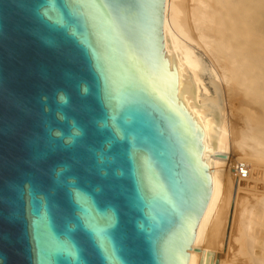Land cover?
<instances>
[{
  "label": "water",
  "instance_id": "95a60500",
  "mask_svg": "<svg viewBox=\"0 0 264 264\" xmlns=\"http://www.w3.org/2000/svg\"><path fill=\"white\" fill-rule=\"evenodd\" d=\"M163 37L164 0H0V264H188L210 189Z\"/></svg>",
  "mask_w": 264,
  "mask_h": 264
},
{
  "label": "bare ground",
  "instance_id": "6f19581e",
  "mask_svg": "<svg viewBox=\"0 0 264 264\" xmlns=\"http://www.w3.org/2000/svg\"><path fill=\"white\" fill-rule=\"evenodd\" d=\"M163 50L210 189L188 264H264V0H164Z\"/></svg>",
  "mask_w": 264,
  "mask_h": 264
},
{
  "label": "built area",
  "instance_id": "2783aa9c",
  "mask_svg": "<svg viewBox=\"0 0 264 264\" xmlns=\"http://www.w3.org/2000/svg\"><path fill=\"white\" fill-rule=\"evenodd\" d=\"M237 174L239 176H241L242 178H244L245 176H247V170L245 168L244 165L240 164L238 167H237Z\"/></svg>",
  "mask_w": 264,
  "mask_h": 264
},
{
  "label": "rangeland",
  "instance_id": "374dc122",
  "mask_svg": "<svg viewBox=\"0 0 264 264\" xmlns=\"http://www.w3.org/2000/svg\"><path fill=\"white\" fill-rule=\"evenodd\" d=\"M237 165H238V164H236V166H237ZM232 205H233V204H232ZM232 205H231V206H232ZM224 250H225V251H224ZM225 252H226V249H223V251H221V252H220V254H221V255H222V253H224V254H225ZM220 254H219V257H221V255H220ZM224 254H223L222 256H224Z\"/></svg>",
  "mask_w": 264,
  "mask_h": 264
},
{
  "label": "clouds",
  "instance_id": "9594fccd",
  "mask_svg": "<svg viewBox=\"0 0 264 264\" xmlns=\"http://www.w3.org/2000/svg\"><path fill=\"white\" fill-rule=\"evenodd\" d=\"M61 100H62V101L64 100V97H63V96H61Z\"/></svg>",
  "mask_w": 264,
  "mask_h": 264
}]
</instances>
